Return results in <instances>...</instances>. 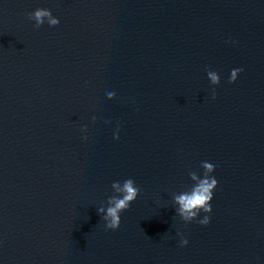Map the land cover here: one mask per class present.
Returning <instances> with one entry per match:
<instances>
[{
    "label": "water",
    "instance_id": "1",
    "mask_svg": "<svg viewBox=\"0 0 264 264\" xmlns=\"http://www.w3.org/2000/svg\"><path fill=\"white\" fill-rule=\"evenodd\" d=\"M0 264H264V0H0Z\"/></svg>",
    "mask_w": 264,
    "mask_h": 264
},
{
    "label": "clouds",
    "instance_id": "2",
    "mask_svg": "<svg viewBox=\"0 0 264 264\" xmlns=\"http://www.w3.org/2000/svg\"><path fill=\"white\" fill-rule=\"evenodd\" d=\"M29 20L35 21L34 27L39 28L47 21L50 27L57 26L60 23L59 18L52 15L50 9L37 8L27 14ZM242 69H234L231 71L229 83L235 82L238 74ZM208 78L213 85L220 83V76L214 71H208ZM107 96L112 99L115 92H108ZM213 98H215V90L213 89ZM119 138L118 136L116 137ZM201 167L204 169L203 177L196 172H190L189 176L193 181H196L190 192H183L174 196V203L178 205L176 209L177 215L185 223H191L196 220L201 212L211 213L212 208L210 201L213 199V191L217 187V180L211 175L214 172L215 166L209 162H202ZM112 189L116 193L108 198L107 207L101 206L97 212L101 214V218L105 222V228L117 230L121 223V213L128 210L130 205L137 199L140 189L136 186L135 181L131 178L126 179L123 183L113 182ZM209 216L205 215L203 219L198 220V223L207 225ZM181 235L180 233H177ZM181 246L187 245V239H181Z\"/></svg>",
    "mask_w": 264,
    "mask_h": 264
}]
</instances>
